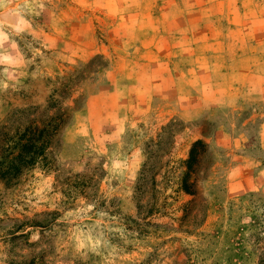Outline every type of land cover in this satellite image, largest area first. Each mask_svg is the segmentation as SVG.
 <instances>
[{"label": "rangeland", "instance_id": "rangeland-1", "mask_svg": "<svg viewBox=\"0 0 264 264\" xmlns=\"http://www.w3.org/2000/svg\"><path fill=\"white\" fill-rule=\"evenodd\" d=\"M47 123L0 264H264V0H0V147Z\"/></svg>", "mask_w": 264, "mask_h": 264}, {"label": "trees", "instance_id": "trees-1", "mask_svg": "<svg viewBox=\"0 0 264 264\" xmlns=\"http://www.w3.org/2000/svg\"><path fill=\"white\" fill-rule=\"evenodd\" d=\"M57 135L58 128L56 125L47 123L41 127L28 124L16 136L12 138L6 136L0 147V180L10 186L15 183L23 171L33 168L40 162L47 166L46 150ZM203 148L204 145L197 141L193 143L189 153L188 173L183 181V190L190 195H194V192H192L193 183L188 182V177L191 170L197 165L200 154L196 151L199 149L204 152Z\"/></svg>", "mask_w": 264, "mask_h": 264}]
</instances>
